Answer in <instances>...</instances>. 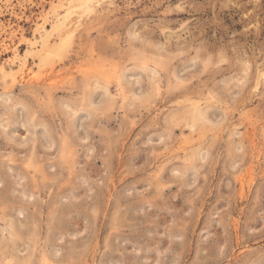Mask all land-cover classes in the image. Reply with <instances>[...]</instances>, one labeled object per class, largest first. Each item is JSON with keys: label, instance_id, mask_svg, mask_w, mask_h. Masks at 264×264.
Returning a JSON list of instances; mask_svg holds the SVG:
<instances>
[{"label": "rangeland", "instance_id": "1", "mask_svg": "<svg viewBox=\"0 0 264 264\" xmlns=\"http://www.w3.org/2000/svg\"><path fill=\"white\" fill-rule=\"evenodd\" d=\"M0 264H264V0H0Z\"/></svg>", "mask_w": 264, "mask_h": 264}, {"label": "bare ground", "instance_id": "2", "mask_svg": "<svg viewBox=\"0 0 264 264\" xmlns=\"http://www.w3.org/2000/svg\"><path fill=\"white\" fill-rule=\"evenodd\" d=\"M83 17V16H82ZM24 68V67H23ZM23 71V70H22ZM24 74V73H23ZM32 76V75H31ZM29 77V76H28ZM34 78V77H33ZM46 78V77H45ZM32 79V78H31Z\"/></svg>", "mask_w": 264, "mask_h": 264}]
</instances>
